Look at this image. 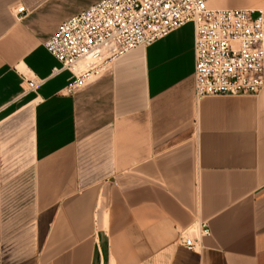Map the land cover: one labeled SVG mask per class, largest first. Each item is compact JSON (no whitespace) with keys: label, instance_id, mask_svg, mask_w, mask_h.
<instances>
[{"label":"crops","instance_id":"crops-1","mask_svg":"<svg viewBox=\"0 0 264 264\" xmlns=\"http://www.w3.org/2000/svg\"><path fill=\"white\" fill-rule=\"evenodd\" d=\"M96 1L0 0V264H264V85L195 97L187 22L68 92L44 42Z\"/></svg>","mask_w":264,"mask_h":264},{"label":"built area","instance_id":"built-area-1","mask_svg":"<svg viewBox=\"0 0 264 264\" xmlns=\"http://www.w3.org/2000/svg\"><path fill=\"white\" fill-rule=\"evenodd\" d=\"M209 0H98L61 21L46 49L72 76L68 92L93 82L113 59L191 22L194 29V95L257 93L264 85V9L211 7ZM20 18L25 5L15 7ZM23 91L41 80L22 76ZM192 250L211 235L205 221L181 230Z\"/></svg>","mask_w":264,"mask_h":264}]
</instances>
